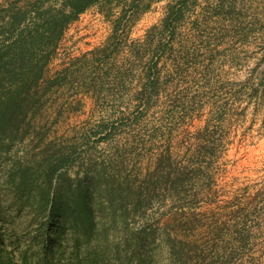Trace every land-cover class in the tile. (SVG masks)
I'll return each instance as SVG.
<instances>
[{
	"label": "rangeland",
	"instance_id": "1",
	"mask_svg": "<svg viewBox=\"0 0 264 264\" xmlns=\"http://www.w3.org/2000/svg\"><path fill=\"white\" fill-rule=\"evenodd\" d=\"M14 1L35 10L38 0H0V44ZM140 1L118 34L100 6L68 26L48 70L66 78L16 146L17 160L60 151L74 159L72 176L91 164L137 187L156 178L170 149L172 170L190 181L174 196L151 184L153 200L136 212L126 205L102 216L95 207L94 238L82 237L78 253L71 227L52 230L63 243L56 264H264V100L251 93L264 70V0H228L227 17L214 14L219 0H190L163 36L152 27L171 0ZM14 158L0 154L1 231L19 264L24 255L41 264L54 225L18 180L7 181Z\"/></svg>",
	"mask_w": 264,
	"mask_h": 264
},
{
	"label": "trees",
	"instance_id": "2",
	"mask_svg": "<svg viewBox=\"0 0 264 264\" xmlns=\"http://www.w3.org/2000/svg\"><path fill=\"white\" fill-rule=\"evenodd\" d=\"M189 1L171 0L162 25L152 27V31L159 30L162 36L167 32L173 33L175 25L182 21ZM18 3L14 1L8 8L11 13L2 34L4 43L0 44V154L8 157L15 153L7 181L16 183L18 180L17 189L27 191L37 213L48 215L49 224L54 225L48 228L44 238L41 264H56L59 262L57 253L63 246L59 241L60 235L67 226L72 228L75 236L74 253H78L82 237L86 241L94 238L95 207L102 216L107 215L106 210H110L113 216L115 207L126 205L132 206L136 212L145 201L153 200L149 194V197L145 195L151 184L171 191L174 196L190 178L186 172L175 173L172 170L173 152L170 149L158 160L156 178H148L137 187L130 180L112 176L107 168H93L91 164L87 167L82 164L72 176L67 165L74 169V159L60 151L49 154V149H46L41 153L42 158L34 155L23 161L17 160L16 146L31 134L32 120L44 108L50 90L61 85V80L66 78V75L53 78L48 75V70L68 26L91 7L100 6L102 12L114 21V32L118 34L128 10L136 11L142 6L139 0H38L35 10H32L29 6L19 7ZM234 7L228 4V0H219L214 14L227 17ZM155 47L159 50L161 42ZM262 60L264 64V56ZM158 82L159 78H154L143 93L148 104L158 92ZM251 93L253 99L264 100V70L252 86ZM208 149L207 146L206 153L211 155ZM165 168L168 171L165 172ZM3 218L0 206V225ZM54 229L59 236L52 234ZM1 230L0 226V264H19L14 250L6 245L5 234ZM21 261L22 264L28 263L29 257L24 255Z\"/></svg>",
	"mask_w": 264,
	"mask_h": 264
}]
</instances>
